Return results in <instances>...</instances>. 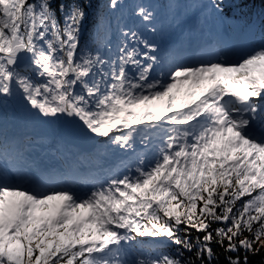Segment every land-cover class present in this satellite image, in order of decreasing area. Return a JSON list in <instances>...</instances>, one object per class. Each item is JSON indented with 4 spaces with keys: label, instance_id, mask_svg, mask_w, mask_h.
Wrapping results in <instances>:
<instances>
[{
    "label": "snow or ice",
    "instance_id": "6c2138e0",
    "mask_svg": "<svg viewBox=\"0 0 264 264\" xmlns=\"http://www.w3.org/2000/svg\"><path fill=\"white\" fill-rule=\"evenodd\" d=\"M243 2L213 0L212 8ZM87 7L0 0V119L17 101L44 120L145 152L135 174L83 193L0 165V264H220L214 244L224 264H249L264 248V43L234 61L223 52L174 63L130 28L114 45L104 19L82 43ZM134 14L153 19L145 6ZM137 237L159 241L155 254L134 248Z\"/></svg>",
    "mask_w": 264,
    "mask_h": 264
},
{
    "label": "rangeland",
    "instance_id": "374dc122",
    "mask_svg": "<svg viewBox=\"0 0 264 264\" xmlns=\"http://www.w3.org/2000/svg\"><path fill=\"white\" fill-rule=\"evenodd\" d=\"M119 2L122 13L112 27L111 40L114 45L119 43L120 30L130 28L158 44L160 55L174 63H178L177 59L182 57L184 61L180 63L188 64L186 59L190 56L187 55V48L191 43L199 44L203 40V43H206L204 51L194 62L211 55L207 37L209 32L213 36L216 35L211 31L214 22L209 8L210 1L201 2L198 6L185 1L166 5L153 0H119ZM137 5L148 7L153 12L151 22H144L134 14ZM152 29H155V32ZM249 49L252 48L244 46L241 49L236 45L228 59L234 61L241 54L249 52ZM214 51L213 49V53ZM61 121L44 120L34 116L31 111H26L24 105L19 102H9L6 115L0 119V134L6 140H18L23 146L17 166L28 175L49 180L52 185L58 181L59 185H70L77 192L83 193L93 184L106 182L113 176L128 174L129 170L135 174L137 158L145 152L139 143L135 151H130L112 145L107 138L99 141L95 140L94 136H85L75 130L65 135L59 127ZM28 136H33L34 140L26 142L25 138ZM60 144L64 146L63 151L59 149ZM151 158L149 153L148 159ZM8 164L10 166L9 162ZM64 167L68 170L66 171ZM43 168H47L48 172L42 174ZM65 175L69 178L66 182L63 180ZM71 181L73 184H70Z\"/></svg>",
    "mask_w": 264,
    "mask_h": 264
},
{
    "label": "trees",
    "instance_id": "16d2710c",
    "mask_svg": "<svg viewBox=\"0 0 264 264\" xmlns=\"http://www.w3.org/2000/svg\"><path fill=\"white\" fill-rule=\"evenodd\" d=\"M131 1V0H129ZM161 5H166L167 3H174L179 1H185L192 3L195 6L200 5L201 2L210 1L211 6L210 12L211 17L214 22V27L212 28V33L217 35L223 29H227L229 36H231L235 45H239L242 49L244 46L254 49L261 43H264V2L262 0H244L238 9H225L224 13H216L212 8L213 0H153ZM71 0H65V3H70ZM85 0H80V3H84ZM227 2V0H226ZM56 0H53V6H55ZM89 7L86 8V19L83 24V32L81 37V42H91L93 38V32L95 26L102 20H106L111 24V28L114 26L116 19L119 18L122 10L117 8L112 10L109 8V0H87ZM59 16L60 13L57 12ZM102 34V33H101ZM245 39L244 42H240ZM95 46V45H93ZM245 49V48H244ZM252 49H249L250 51ZM2 142H0V152H4L5 148L7 150L8 159L15 165L19 164L22 153V145L20 146L18 140H6L4 137H0ZM94 139L101 141L103 138ZM33 136H28L25 141H33ZM60 150H64V146L60 144ZM89 157V155H87ZM67 171L68 169L65 168ZM67 181L69 178L65 176ZM241 203L238 201V205ZM215 227V225H214ZM182 234V233H181ZM196 232H192V236L195 237ZM245 236L249 234L244 233ZM159 241H154L151 237H137L136 242L133 247L139 249L144 254H155L156 248L155 244ZM260 243H264V238H262ZM254 247L260 248V244H255ZM214 250L220 254V264H224L223 250L217 245H213ZM174 251V246H170L168 249ZM187 255V254H186ZM249 264H264V248H260V252L257 255H249Z\"/></svg>",
    "mask_w": 264,
    "mask_h": 264
},
{
    "label": "water",
    "instance_id": "95a60500",
    "mask_svg": "<svg viewBox=\"0 0 264 264\" xmlns=\"http://www.w3.org/2000/svg\"><path fill=\"white\" fill-rule=\"evenodd\" d=\"M59 127L61 128L63 134H68L69 132H71L73 129H71L68 125V123L65 120H62L59 123Z\"/></svg>",
    "mask_w": 264,
    "mask_h": 264
},
{
    "label": "bare ground",
    "instance_id": "6f19581e",
    "mask_svg": "<svg viewBox=\"0 0 264 264\" xmlns=\"http://www.w3.org/2000/svg\"><path fill=\"white\" fill-rule=\"evenodd\" d=\"M200 38H203V37H200ZM197 43V42H196ZM193 46V45H192ZM21 155H22V153H21ZM75 182V181H74ZM51 184V183H50ZM49 187H50V185H49Z\"/></svg>",
    "mask_w": 264,
    "mask_h": 264
}]
</instances>
